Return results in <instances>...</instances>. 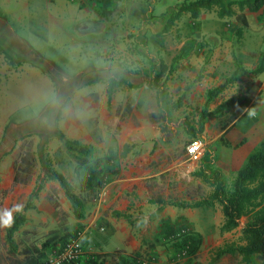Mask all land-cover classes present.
I'll return each instance as SVG.
<instances>
[{
    "label": "crops",
    "instance_id": "0c3cea01",
    "mask_svg": "<svg viewBox=\"0 0 264 264\" xmlns=\"http://www.w3.org/2000/svg\"><path fill=\"white\" fill-rule=\"evenodd\" d=\"M139 1L143 5L140 11L133 9V1L123 2L126 9L122 14L124 25L126 28L136 26L134 36H131L127 31L118 33L111 23L102 20L96 2L0 0V51L3 57L8 56L14 62L2 65L3 72L13 75L0 81V222L4 210L12 208L13 219L19 213L25 215L22 227L27 228L31 219L50 205V197H56L51 187L61 188L55 182H48L38 199L32 201V207L26 209L43 173L40 171L37 176L34 171L28 183L14 185L16 154L19 157L22 153L15 150L17 145L20 148L23 142L35 137L58 138L54 135L59 130L67 139L91 147L100 156L117 146L123 149L128 144L132 148L125 163L129 165H117L119 175L104 187L87 217L80 219L84 228L78 233H84L86 249L79 264H85L94 255L101 257L105 264H122V259L139 253L143 255L145 245L150 244L149 241L155 243L154 234H160L162 243L166 242L163 235L168 237L171 229H178L174 221H169L171 216H167V212L186 217L187 229L202 236L210 231L220 234L224 220L219 206L187 208L173 205V210H162L165 205L158 200V191L165 185L166 178L173 179L180 187L192 181V190L207 186L205 195L192 193V203L205 199L212 188L195 176L201 165L188 155L167 164L173 146L161 131V123L153 118L161 110L158 92L149 87L146 74H152L153 64L160 60L172 68L161 95L163 106L170 109L182 100V106L175 109L172 116L178 117L188 109L189 113L183 115L192 117V99L197 94L206 95L228 80L220 81L225 73L219 68L222 62L218 60L221 57L219 45L225 47L230 39V46H233V39L226 33L231 34L234 23L236 32L242 28L237 16L241 12L236 8L237 15L219 18L216 10L202 11L197 19L185 13L165 31L170 18L186 0ZM243 14L248 19V29L252 24L264 27V16L260 13L246 9ZM173 29H182V35H177ZM260 38L264 42V31ZM237 45L238 42L234 49ZM200 75L203 80L197 81ZM112 79L119 84L110 96L108 81ZM232 86L230 83L215 100L223 97ZM257 93L242 104L248 101L249 108L256 101ZM232 98L236 99L232 95L222 99L218 106ZM207 101L208 96L204 99L205 104ZM40 107L38 114L43 118L34 110ZM210 121H213L211 117L205 127ZM248 159L245 165H216V168L223 174L226 169L236 170V178ZM179 201L191 199L182 193ZM64 202L67 199L64 198ZM215 209L220 217L218 222L212 217ZM198 216L199 220H196ZM247 222L248 218H243L238 229L225 233L227 243L244 244L241 236ZM7 230L6 236L0 230V251L4 255L10 250L6 243ZM14 246L17 247L14 252L16 263L8 260L6 264L39 263H34L33 252L22 261L21 249L15 239ZM220 248V245H205L203 237L202 247L194 256L171 250L174 264H245L238 253L225 254L214 262ZM252 264H264V260L255 255Z\"/></svg>",
    "mask_w": 264,
    "mask_h": 264
},
{
    "label": "trees",
    "instance_id": "16d2710c",
    "mask_svg": "<svg viewBox=\"0 0 264 264\" xmlns=\"http://www.w3.org/2000/svg\"><path fill=\"white\" fill-rule=\"evenodd\" d=\"M88 1L100 2L102 0ZM236 8H238L241 14L237 15ZM246 9L252 13H260L263 17L264 0H186L177 13L170 18L165 31L185 13H189L192 19H197L202 11L216 10L219 18L238 16L242 28L238 29L237 34L241 37L243 29L248 26V19L243 14ZM6 59L10 63H14L8 56H6ZM171 71L172 68L163 60H160L153 64L152 74H146L149 87L158 92V104L161 111L160 113H155L153 118L161 123L160 128L164 134L172 127H183L192 139L197 140L203 135L209 117L228 114L229 117L223 126L224 130L228 131L229 127L245 114L244 111L249 102L245 101L242 104L235 98L225 101L214 110H210L209 108L210 102L219 97L230 83H234L238 79V74L235 73L233 77L208 91L206 108L197 120L191 121L187 116H180L175 119L172 116L173 111L179 109L183 101L180 100L169 107L170 109H166L163 106V98L161 96ZM108 82L110 83L111 96L114 87L119 83L114 79ZM54 136L58 137L63 143L66 152L74 155L76 159V183L73 184L64 173L53 168L49 155L45 153V147L50 141V138L46 139L39 147L37 153L42 164L43 174L38 178L26 209L32 207V201L38 199L39 194L48 182H55L64 191L75 218L78 220L84 219L98 202L104 187L113 177L119 175L117 165L131 153V145H125L122 151L112 148L108 154L100 156L91 147L67 139L59 130L56 131ZM34 154L31 149V143H27L23 148L22 155L16 162L17 168L14 185L30 181L34 168V157L36 155ZM204 158L203 165L195 173V176L211 187L212 192L201 201L189 205L180 204L178 206L191 208H216L219 206L224 217L220 228L222 234L238 229L242 223V219L248 218V222L242 229L241 240L244 244H232L220 249L214 262L225 254L236 253L242 256L245 264H252L255 255L264 260V142L261 144L260 149L249 157L246 166L239 171L231 187H228L223 173L216 168L215 153L209 151ZM50 203L55 208L57 214L62 212L58 199L50 197ZM25 219V215L19 213L11 222L6 237V243L10 246V250L7 255H4L0 251V264H6L8 260L11 263H16L14 252L17 247L14 246V236L25 223ZM179 234L180 236H178V233L174 229H171L168 237L172 236V240L177 242L176 247L181 251H185L189 255H196L203 244L202 234L193 231H186L184 233L181 231ZM68 238L69 235L55 237L53 239V248H56L58 244L62 248L65 247L68 243ZM49 246L50 242H46L42 245L41 250H45ZM121 263L159 264L153 259L146 260L140 253L131 258L122 259ZM85 264H105V261L101 257L94 255L90 256Z\"/></svg>",
    "mask_w": 264,
    "mask_h": 264
},
{
    "label": "rangeland",
    "instance_id": "374dc122",
    "mask_svg": "<svg viewBox=\"0 0 264 264\" xmlns=\"http://www.w3.org/2000/svg\"><path fill=\"white\" fill-rule=\"evenodd\" d=\"M84 1L89 2L88 0ZM131 1H133L132 6L135 11H140L141 9H143V5L140 4L139 0ZM123 2L124 0H102L96 3L98 11L102 16V20L111 23L117 29L118 33L127 31L128 33H130L129 35L134 36L136 26L129 25V27L126 28V26L124 25V21H122V19L124 18V15L122 14L126 12ZM231 21L233 20H230V22ZM231 25L235 27V29L231 31V34L226 33V35L229 36V38L233 39V46H230V39L226 41L225 47H223V44L221 43V45H219L221 47L219 51V55L221 57L218 58V60L222 61L219 64V68L222 72L225 73L224 78L220 81H223L225 78L230 79L235 73L238 74V79L233 83L232 89H229L223 97L221 96L219 99L212 102L209 105V108L210 110L214 109L218 106V103L221 102L222 99H227L232 95H234V97L239 100V103H242L250 96L254 97V95L258 91L257 98L253 105L245 109V114L235 124L231 126L229 125L230 127L228 131H225L223 128L224 123L229 117L228 114L225 113L222 116L211 117V120L213 121H210L209 124H207V126L205 127L203 138H199L205 144V154L203 158L198 162V165H203V162L205 160L204 157L209 151L215 153V158L217 159L216 165H245L248 156L256 153L260 149L261 144L264 142V42H262V38H260L262 36V32L264 31V27L252 24L249 29L248 27L244 28L245 31H243L240 37V35L235 34L237 25L235 23ZM181 30L182 29L175 30V33L177 35H182ZM236 42H238V45L236 49H234ZM218 48L219 47H217V49ZM217 49H215V52ZM4 63H9V61L8 59H6V56H2V52L0 51V81L2 79L8 80V78L13 75L12 72H3L2 65H4ZM200 78L201 80H203V75L198 76L197 81H199ZM193 94L194 90L192 89V96ZM186 96L187 95L185 94L184 97ZM206 96L207 94H197V96H195L196 98L192 99V117L188 114L183 115L184 113H189L190 110L188 109L183 111L180 116H187L191 121L197 120L206 108V104L204 102ZM41 109L42 107L34 109L35 113H40ZM37 116H40V114H38ZM173 117L175 119L178 118L175 116ZM40 118H43V115H41ZM165 135V138L169 142H172L171 145L173 146V148L169 151L170 155L168 156L167 164L171 163V161L173 160L178 159L180 156L188 155L187 147L195 139H192L186 133L183 127H172L165 133ZM46 139H48V135L44 137H35L32 141L28 140L26 142H23L20 148L17 145L15 149L23 152L24 146L27 143H31V149L36 154H34L35 157L33 164V173L35 171V175L37 176L40 171L41 173H43L42 164L40 158L37 156V153L39 147L44 143ZM45 149V153L48 154L51 159L53 168L64 173L68 177V179L73 184H75V171L77 168V162L74 155L66 152L64 145L58 138L51 139L49 144L46 145ZM116 149L118 151H122V148L119 146H117ZM163 154L164 153H162V155ZM21 155L22 153H20V156ZM20 156L18 157V154H16V161L17 157L19 159ZM132 157L133 154L131 155V158ZM125 163L126 158L121 160L119 165H129V163ZM134 163H137V161H135ZM4 166L6 167L8 165ZM225 172L226 173L223 174L224 179L226 180L228 187H231L235 179L234 175L237 171L226 169ZM171 180L169 181V179L166 178L165 185L161 190L158 191V200L160 202H163L165 205L162 210H173V208H175L173 205L192 204V193L197 196H202L206 194V189H208L207 186H199L192 190V181L187 186L182 185L180 187L177 185L176 181H174L173 179ZM51 192L54 193V195L56 196L55 198H57L60 202L62 212L57 214L52 204L50 203L47 208L43 209L41 212H38L35 217L31 219V223L27 225V228L24 229L23 227H21L18 233H16L14 239L16 244L19 245V248L21 249L22 256H20V259L22 261L27 260L29 255H31V252L34 253V263L43 261V259L45 260L51 258L54 255V252L62 249L61 245L59 244L56 248H53V239L55 237L69 235V243L71 240L75 239L78 231L84 228L80 220L74 219L71 205L68 200L67 202H64V198L67 199L64 195V191L61 188L58 190L51 187ZM182 193L188 194V197L191 199V201L180 202L179 199ZM19 203L20 202H18V204ZM12 205L13 204H11V207ZM19 207L20 206H17V208ZM4 211L5 212L2 213L1 216L0 230L3 232V235L6 236V230L13 219V213L12 208L10 210L6 208ZM166 215L171 216L169 218V221H174V226L178 228L177 230L174 229L175 232L189 231L187 229L188 226H185L184 224V221L188 220L186 217H182L179 215L177 216L172 212H167ZM212 217L214 222H218L220 220L218 210H214ZM197 219L199 220V216L196 217V220ZM6 220L7 223H5ZM224 236L225 234H219L217 233V231L207 232L203 235L204 243L209 247L220 245V249H223V247L225 248L228 245H232L231 243H227V240L224 239ZM153 237H155L156 241L154 240L155 243L153 244L152 241H149L150 244L145 245L146 248L142 252L143 258H145L146 260L153 259L158 263L163 262V264H174V258L172 257L174 254L172 253V250L175 249L178 253L180 252V249L176 247L177 242L172 240V236L169 238L164 237L163 235V238L167 239L166 242L163 241L164 243H162V241L160 240V234H154ZM223 240L225 241L223 242ZM46 242H50V246L45 250H41L42 245ZM85 243L86 242L84 238L82 240L84 251L86 249ZM157 243H160L161 245ZM171 248L173 249L171 250ZM28 249H30L31 251L29 252ZM217 251H219V249H217ZM217 253L218 252H216L215 255H217ZM84 256L85 252L82 259L84 258ZM32 262L33 261H29V263Z\"/></svg>",
    "mask_w": 264,
    "mask_h": 264
},
{
    "label": "built area",
    "instance_id": "2783aa9c",
    "mask_svg": "<svg viewBox=\"0 0 264 264\" xmlns=\"http://www.w3.org/2000/svg\"><path fill=\"white\" fill-rule=\"evenodd\" d=\"M187 153L192 161L199 162L205 154V144L201 140L192 141L187 147ZM183 231L182 233H184ZM180 236V234H178ZM84 233L80 232L76 235L75 239L71 240L61 250L54 252L51 258L41 261L36 264H73L80 263L84 255V247L82 240Z\"/></svg>",
    "mask_w": 264,
    "mask_h": 264
},
{
    "label": "snow or ice",
    "instance_id": "6c2138e0",
    "mask_svg": "<svg viewBox=\"0 0 264 264\" xmlns=\"http://www.w3.org/2000/svg\"><path fill=\"white\" fill-rule=\"evenodd\" d=\"M5 223H7V220L5 221Z\"/></svg>",
    "mask_w": 264,
    "mask_h": 264
}]
</instances>
